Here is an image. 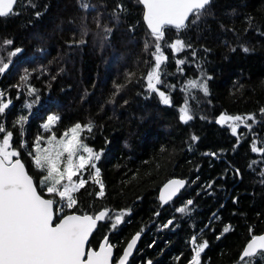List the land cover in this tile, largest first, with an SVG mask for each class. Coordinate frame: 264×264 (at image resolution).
Instances as JSON below:
<instances>
[{
    "label": "trees",
    "instance_id": "trees-1",
    "mask_svg": "<svg viewBox=\"0 0 264 264\" xmlns=\"http://www.w3.org/2000/svg\"><path fill=\"white\" fill-rule=\"evenodd\" d=\"M142 11L138 0H17L14 13L0 18V56L9 63L6 73H0V90L7 93L0 98L11 101L0 121L13 131V145L37 185L40 170L29 155L34 138L53 133L59 137L76 122H92L93 130L81 137L94 150L104 149L97 164L105 195L95 196L98 185L85 173L87 182L76 194L77 209H131L121 225L96 230L92 245L108 235L118 258L131 235L142 230L129 264L148 259L154 264H187L193 237L197 243L208 241L202 264H240L249 227L253 234L264 232V153L251 151L253 141L264 147V116L259 113L264 107V0H211L199 19L191 15L184 29L165 28L162 51L167 59L158 88L169 96L168 105L138 83L152 65L154 50ZM108 28L113 29L110 38ZM178 35L192 45L196 56L188 48L171 52L167 44ZM4 38L13 39L14 45L4 46ZM14 46L23 51L8 61L6 53ZM175 59L185 63L178 68ZM25 69L38 90L33 95L20 81ZM201 71L211 76L207 95L199 89L187 91V81ZM117 83L124 87L113 97ZM185 101L192 119L181 121ZM221 112L252 113L256 123L233 136L215 123ZM20 114L29 117L22 134L19 126L12 127ZM51 114L60 119L52 132H43L41 125ZM193 134L199 137L195 142ZM210 151L218 156L205 155ZM228 164L241 175L234 176L230 168L225 180L218 179ZM172 178L185 179L186 187L175 204L161 205L159 190ZM188 199L194 203L187 205ZM176 207L187 210L177 213ZM169 218L174 223L161 229V222ZM245 262L264 264V255Z\"/></svg>",
    "mask_w": 264,
    "mask_h": 264
},
{
    "label": "snow or ice",
    "instance_id": "snow-or-ice-1",
    "mask_svg": "<svg viewBox=\"0 0 264 264\" xmlns=\"http://www.w3.org/2000/svg\"><path fill=\"white\" fill-rule=\"evenodd\" d=\"M210 0H139L142 5V20L154 39V50L151 53L152 65L146 75L142 76L141 82L147 93H153L160 103L168 105L171 103L169 96L158 88L161 83L162 65L167 59L162 51V42L165 37L166 26H171L178 32L184 29L186 21L190 15L199 19L200 14ZM17 0H0V17H6L14 13ZM86 7V6H85ZM120 8V5H117ZM35 15L39 17L40 12ZM194 23V21H193ZM110 34L113 29H106ZM70 42V46H71ZM83 40L76 42L82 44ZM4 46H13L14 40L4 38ZM167 47L173 54L181 52L188 48L192 56H196V51L190 43L178 35L172 39ZM149 45L145 44V50ZM23 49L18 46L12 47L7 51V59L10 61L13 57L22 53ZM247 51V49H245ZM51 63V62H49ZM185 63L184 60L175 59V64L179 68ZM9 63L5 62L4 57L0 56V73L8 69ZM197 68L202 66L198 63ZM46 69L43 65L40 71ZM35 71V69L33 70ZM182 71V69H181ZM32 75L27 69L20 76V81L26 84V91L33 95L38 90L29 83V77ZM131 76V73L127 74ZM55 79V76L51 77ZM207 76L201 71V75L196 79L187 81V88H198L205 95L208 93ZM10 87H16L11 85ZM124 87L117 83L112 96ZM7 93L0 90V97ZM111 100V98H110ZM124 104L128 101L124 100ZM11 103L8 99L0 98V114H4ZM25 107H31L28 103ZM259 113L264 116V107L259 109ZM28 116L18 115L12 122V127L19 126L21 134ZM60 117L55 114L47 115L41 127L45 132H52V126L58 122ZM179 119L188 121L192 119L189 115L187 101L180 108ZM250 122V123H249ZM215 123L218 125H227L233 136L237 135V129L243 125L245 128H251L256 123V117L252 113L245 115H228L221 112L215 117ZM91 121L87 123L76 122L57 137L54 133L50 135L38 134L32 142L31 156L32 164L40 170L39 185L34 177L26 170V165L20 158V152L13 145V131L2 121H0V264H129V257L141 236V231H136L127 240L122 248V253L118 258L114 257V245L109 242V236L103 235L102 239L92 245L90 237L94 235L95 230L104 227L112 228L120 225L124 218L130 214L128 207L109 208L100 207L88 211L87 209L78 211V199L76 194L86 184L85 173H88V179L99 190L95 192L96 197L105 195V185L100 179L101 169L97 162L101 159L104 149L94 150L92 146L85 142L81 137L84 131L93 130ZM199 137L195 134L191 136V141L195 142ZM107 143V141H106ZM240 143L239 138L236 141ZM236 145H233L235 147ZM20 147H24L21 140ZM220 151H223L221 149ZM253 153H264V147H257L255 141L251 144ZM205 155L217 157L216 151H210ZM232 169L234 176L241 175L239 168H233L228 164L223 169V173L218 179L225 180L229 169ZM210 187H215L214 181H208ZM186 187V180L182 178H172L164 183L159 190L158 200L161 205L172 201L180 191ZM139 199V198H138ZM233 203L237 202V197H232ZM192 199L187 200V205H192ZM185 207H176L177 213L185 212ZM157 218L160 212H153ZM220 219V217H216ZM103 222V223H102ZM174 223V218H169L161 222L160 228L167 229ZM215 231V230H213ZM229 232V226L223 227V233ZM249 237L239 252L240 264H246V257H253L261 250L264 255V232L253 234V229H248ZM219 238V236L217 237ZM155 243V241H153ZM191 256L187 259V264H202L201 253L208 246V241L196 242V238L191 240ZM152 245H149L151 247ZM179 259V258H177ZM144 264H154L151 259L144 261Z\"/></svg>",
    "mask_w": 264,
    "mask_h": 264
},
{
    "label": "water",
    "instance_id": "water-1",
    "mask_svg": "<svg viewBox=\"0 0 264 264\" xmlns=\"http://www.w3.org/2000/svg\"><path fill=\"white\" fill-rule=\"evenodd\" d=\"M138 2H139V0H138ZM210 2H211V0H210ZM142 6V5H141ZM7 17V16H6ZM190 17H191V15H190ZM189 17V18H190ZM0 18H4V17H0ZM189 20V19H188ZM187 20V21H188ZM187 21H186V23H187ZM146 26V25H145ZM166 27H170V28H172L171 26H166ZM147 28V27H146ZM148 30V29H147ZM148 32H149V30H148ZM150 33V32H149ZM6 71H7V69L5 70V72L4 73H1V76H3L5 73H6ZM163 187V186H162ZM184 190V188L180 191V193L182 192ZM180 193H178L175 197H173V200H175V199H177L178 198V196L180 195ZM158 197H159V194H158ZM159 201V200H158ZM169 202H171V201H169ZM168 202V203H169ZM167 204V203H166ZM165 205V204H164ZM121 225V224H120ZM96 231V230H95ZM95 233V232H94ZM90 239H91V237H90ZM140 240H141V236H140V238L138 239V241H137V244H136V246H135V248H134V250H133V254L129 257V261L131 260V258L133 257V255H134V253L136 252V250H137V248H138V245H139V242H140ZM261 252V250H258V252H257V254L258 253H260ZM122 253V252H121ZM257 254H255L254 256H256ZM253 256V257H254ZM114 257H115V249H114ZM248 258H251V257H246V258H244V259H248ZM240 260V259H239Z\"/></svg>",
    "mask_w": 264,
    "mask_h": 264
},
{
    "label": "rangeland",
    "instance_id": "rangeland-1",
    "mask_svg": "<svg viewBox=\"0 0 264 264\" xmlns=\"http://www.w3.org/2000/svg\"><path fill=\"white\" fill-rule=\"evenodd\" d=\"M191 89H198V88H187V91H190ZM10 105V104H9ZM183 107V106H182ZM55 125V124H54ZM53 125V126H54ZM53 126H52V128H53ZM221 126H224V127H226V128H228V126L227 125H221ZM241 128H244V126L243 125H241L238 129H237V134H238V132H239V130L241 129ZM229 129V128H228ZM230 130V129H229ZM42 131L43 132H45V130L44 129H42ZM231 132V131H230ZM82 134V133H81ZM237 136V135H236Z\"/></svg>",
    "mask_w": 264,
    "mask_h": 264
},
{
    "label": "flooded vegetation",
    "instance_id": "flooded-vegetation-1",
    "mask_svg": "<svg viewBox=\"0 0 264 264\" xmlns=\"http://www.w3.org/2000/svg\"><path fill=\"white\" fill-rule=\"evenodd\" d=\"M114 245V249H115V244H113ZM259 254V253H258Z\"/></svg>",
    "mask_w": 264,
    "mask_h": 264
},
{
    "label": "bare ground",
    "instance_id": "bare-ground-1",
    "mask_svg": "<svg viewBox=\"0 0 264 264\" xmlns=\"http://www.w3.org/2000/svg\"><path fill=\"white\" fill-rule=\"evenodd\" d=\"M233 111V110H232Z\"/></svg>",
    "mask_w": 264,
    "mask_h": 264
}]
</instances>
